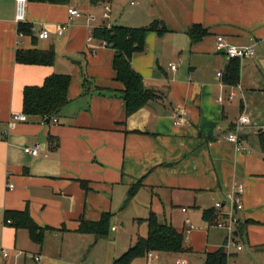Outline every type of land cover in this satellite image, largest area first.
<instances>
[{"label": "crops", "instance_id": "crops-1", "mask_svg": "<svg viewBox=\"0 0 264 264\" xmlns=\"http://www.w3.org/2000/svg\"><path fill=\"white\" fill-rule=\"evenodd\" d=\"M15 5L0 0V264H37V256L42 264H115L148 235L152 214L184 233L188 251H152L153 260L147 253L131 264H205L227 232L204 213L240 187L236 241L243 249L232 248L228 264H264V0H28L24 24L15 20ZM153 23L167 32H147L132 66L158 97L127 116L115 50L88 39L97 28ZM194 25L207 35L193 43ZM44 30L47 39L39 36ZM218 37L256 47L254 57L240 61L235 85L226 82L231 61L217 49ZM50 49L52 65L17 61L18 52ZM54 74L71 76L69 103L57 122L46 123L23 112L24 90ZM243 113L251 126L240 133L239 148L228 134ZM14 114L28 119L10 128ZM223 210L231 211L228 203ZM7 212H28L41 241ZM104 214L107 236L79 231L82 220ZM188 218L196 226L190 232Z\"/></svg>", "mask_w": 264, "mask_h": 264}, {"label": "trees", "instance_id": "trees-1", "mask_svg": "<svg viewBox=\"0 0 264 264\" xmlns=\"http://www.w3.org/2000/svg\"><path fill=\"white\" fill-rule=\"evenodd\" d=\"M49 4L67 5L70 0H29ZM111 0H91L92 3ZM158 30L159 34L167 32L166 28L158 29V23L144 28H127L112 26L97 28L93 36L100 42H106L108 47L115 50L114 69L116 80L124 89L121 97L126 104L127 116L132 115L149 101L158 97V92L145 86L142 76L132 66L134 54L145 49V36L147 32ZM192 42H197L207 35L206 29L201 25H194L189 29ZM55 60L53 49L47 51L32 50L17 53V61L25 64L52 65ZM240 61L235 59L229 66L226 82L237 84L239 80ZM72 78L70 75L54 74L46 78L42 86L26 87L24 90L23 112L31 117H39L46 123L56 117L69 103L68 90ZM264 145V135H262ZM136 187L131 188L129 199L133 197ZM7 219H11L16 227L29 228L33 239L41 241L37 231L40 229L29 216L28 212H7ZM109 214H104L100 221L91 222L82 220L79 231L81 233H94L97 237H104L109 232ZM204 217L215 224L214 210L205 211ZM149 232L146 237H140L136 244L115 260V264H131L134 259L143 257L149 252L183 253L188 251L185 247V235L179 233L167 223L158 220L155 214L147 220ZM205 264H228V255L224 248L206 254Z\"/></svg>", "mask_w": 264, "mask_h": 264}, {"label": "built area", "instance_id": "built-area-1", "mask_svg": "<svg viewBox=\"0 0 264 264\" xmlns=\"http://www.w3.org/2000/svg\"><path fill=\"white\" fill-rule=\"evenodd\" d=\"M134 4V3H133ZM110 12V6H105V13L104 17L109 18ZM69 14L71 16H79L80 12L78 10L69 9ZM15 20L18 24H24L28 20V0H16L15 5ZM58 33L60 35L63 34L65 28L64 27H58L57 28ZM35 31V29H33ZM40 38L47 39L49 37V32L47 30L41 31L39 34ZM94 40V37L91 35L89 36V43ZM101 45L104 47H108V44L106 42H101ZM91 48L92 45H90ZM94 49V48H93ZM217 49L223 50L227 56V59L232 60H239L242 61L246 58H252L256 54V47L255 45L247 46V47H238L234 45H229L226 43L225 39L223 37L217 38ZM172 69H176L175 65L171 66ZM219 76H222V73L219 74ZM234 94H232L233 96ZM231 96V97H232ZM222 101V99H220ZM27 116L25 114H14L12 116L11 121L9 122V127L12 128L18 121H27ZM54 122H57L56 118H53ZM176 124H180V122H177ZM251 126V119L246 114L243 113L238 118V121L234 127V130L228 134V140L234 144H236L239 148L241 147L240 142V133L243 132L246 128ZM41 149L40 145H36L33 150H30V153L33 155H37L39 150ZM14 188V186L11 184L9 186V189ZM242 194H243V188L240 187L237 191H234L227 196V202L228 205L231 208V211L225 212L223 209L226 207V203L216 202L215 204V217L216 222L215 225L218 228L224 229L227 232V241L224 245V250L226 251L227 255L229 256L231 254V249L236 247L238 251H241L243 247L239 245L236 241L237 235L236 232H238V225L240 223V218L238 217V212L243 210V200H242ZM186 225H187V231L190 232L196 228L195 224L192 222L191 219H186ZM4 256H8V252L4 251ZM148 257L150 260H153L154 255L153 253H149ZM37 264H42V258L40 256H37L35 258Z\"/></svg>", "mask_w": 264, "mask_h": 264}, {"label": "rangeland", "instance_id": "rangeland-1", "mask_svg": "<svg viewBox=\"0 0 264 264\" xmlns=\"http://www.w3.org/2000/svg\"><path fill=\"white\" fill-rule=\"evenodd\" d=\"M122 227H124L126 230H128V232H130L131 229H129V228L132 227V224H122ZM132 229H134V228L132 227ZM110 236L113 237V233H110Z\"/></svg>", "mask_w": 264, "mask_h": 264}, {"label": "water", "instance_id": "water-1", "mask_svg": "<svg viewBox=\"0 0 264 264\" xmlns=\"http://www.w3.org/2000/svg\"><path fill=\"white\" fill-rule=\"evenodd\" d=\"M236 234H237V232H236Z\"/></svg>", "mask_w": 264, "mask_h": 264}]
</instances>
